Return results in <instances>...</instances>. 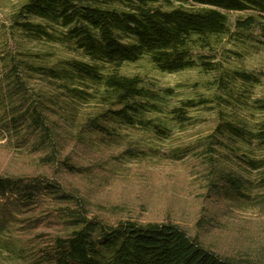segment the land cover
Masks as SVG:
<instances>
[{"label":"trees","instance_id":"obj_1","mask_svg":"<svg viewBox=\"0 0 264 264\" xmlns=\"http://www.w3.org/2000/svg\"><path fill=\"white\" fill-rule=\"evenodd\" d=\"M249 10L262 20L236 19V32L264 46V0H25L15 7L1 25L0 140L34 168L0 170L1 249L31 254L35 264H264V247L225 253L172 220L93 213L62 178L78 169L64 152L70 142L121 145L136 126L167 137L171 123H186L204 103L184 100L166 111L163 97L172 88L121 73L124 63L147 58L164 73L220 72L213 51L231 33L227 12ZM23 40L54 41L76 55L53 58ZM258 151L264 121L246 129L224 118L176 154L195 156L208 192L236 198L252 188L254 172L264 186ZM57 227L63 231H43ZM16 232L32 236L21 243Z\"/></svg>","mask_w":264,"mask_h":264},{"label":"rangeland","instance_id":"obj_2","mask_svg":"<svg viewBox=\"0 0 264 264\" xmlns=\"http://www.w3.org/2000/svg\"><path fill=\"white\" fill-rule=\"evenodd\" d=\"M23 1L0 0V40L5 34L1 30V25L7 24L5 18ZM227 13L231 33L222 37L213 51L222 71L207 72L196 67L164 73L147 58L124 63L120 68L121 73H138L159 87L172 88L163 97L166 111L184 100L204 102L190 110V120L181 125L171 123L173 128L167 137L136 126L126 129V140L121 145L108 146L98 140L89 146L68 144L64 152L71 153L78 169L63 173L62 178L69 187L79 189L93 213L111 219L129 216L140 221L172 220L225 253L264 247V186L259 181V172L252 174V188L236 198H218L206 190L207 185L197 172L200 167L195 156L180 158L176 154L177 148L195 144L224 118L246 129L264 121V107L260 105L264 101V46L239 35L235 21L250 14L261 20L262 17L252 10ZM22 44L33 50L48 51L53 58L76 55L54 41L23 40ZM242 72L252 73L259 81L247 80ZM237 142L245 143L242 139ZM257 153L264 155V151ZM27 160L0 140V170H32L34 167ZM43 231L62 232L63 229L44 228ZM14 235V240L21 243L32 236L17 232ZM1 247L0 243V264H35L31 254L24 257L13 247Z\"/></svg>","mask_w":264,"mask_h":264}]
</instances>
